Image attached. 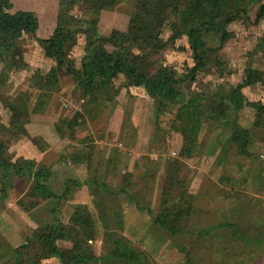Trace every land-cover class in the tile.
<instances>
[{"label": "rangeland", "instance_id": "374dc122", "mask_svg": "<svg viewBox=\"0 0 264 264\" xmlns=\"http://www.w3.org/2000/svg\"><path fill=\"white\" fill-rule=\"evenodd\" d=\"M109 1L103 7L98 0L21 3L36 13L43 28L53 29L61 21L70 30L63 52L80 71L87 23L99 18L100 37L114 30L124 32L138 10V0ZM254 3L227 24L230 35L224 43L207 36L208 44L217 48L207 54L205 67L193 82L183 79L193 66L189 39L184 33L171 38V23L176 20L171 13L157 28L156 47L133 44L131 51L143 57L142 71L154 74L162 67L175 71L174 88L181 92V102L190 98L199 102L201 124L186 156L180 154L181 130L189 128L181 123L190 110L179 108L178 98L159 102L119 73L112 78L116 96L99 89L97 96L103 98L98 104L102 99L107 103L87 112L80 85L44 54L32 35L23 32L16 39L15 53H0V142L6 146L0 155L9 166H0V264H61L55 256L45 255L46 246L37 233L42 232L39 228L62 223L68 232L56 240V246L72 249L70 230L77 225L71 218L82 206L91 218L92 231L90 239L82 236L74 252L82 257L80 264H122L110 253L113 241L124 238L143 251L150 264H264V133L260 134L264 127L249 133L259 137L248 146L252 155L241 157L232 150L213 169L215 154L209 153L221 146L226 152L233 145L228 139L232 122L228 126V121L212 118L216 112L210 120L209 102L216 105L233 92L229 82H240L245 56L251 57L248 68L264 70V53L252 60L264 35V18L255 21L258 5ZM15 106L17 110L12 109ZM116 112L123 120L118 133L107 127ZM28 125L34 127V135L28 133ZM84 150L89 172L80 160ZM108 152L114 158V171L109 169L111 163L106 166L103 161ZM15 163L29 168L23 167L18 175L10 167ZM39 168L49 172L44 183L60 199H46L35 189L33 172ZM173 208L187 214L175 233L155 221ZM255 219L259 228L253 227ZM226 223L236 227L227 228ZM255 228L262 231L257 236L261 242H243L241 236Z\"/></svg>", "mask_w": 264, "mask_h": 264}, {"label": "trees", "instance_id": "16d2710c", "mask_svg": "<svg viewBox=\"0 0 264 264\" xmlns=\"http://www.w3.org/2000/svg\"><path fill=\"white\" fill-rule=\"evenodd\" d=\"M13 1L0 0V53L8 51L10 53L14 51L15 53L16 50L13 49L15 47L13 43L17 41L16 39L23 32L32 35L44 50V54L54 58L58 68L65 67L64 73L71 74L76 83L80 85L82 100L87 112L99 103L100 98H103L97 96L99 89L103 92L105 89L111 90L116 96L118 88L114 87L112 78L116 77L119 73L124 75L129 85L144 87L150 94L149 96L159 100V102L163 100L174 101L178 98V102H180L179 108L190 110V113L186 115V118L181 123L182 127L188 125L189 128V130H181V156L191 154V146L194 139H196V132L201 124L200 117L202 115H200L199 102L194 98H190L186 103L181 102L183 101V96L179 90L174 88L177 81L175 79V71H168L164 67L158 69L154 74L142 71L141 63H144L143 57L131 51V49L133 50V44L137 43L141 47H146V44L151 45L153 48L156 47L155 37L158 34L157 28L160 29L163 26L165 19L171 13L176 17V20L171 23V38L174 39L184 33L189 39L193 66L188 70L183 79L193 82L196 79L197 73L205 67L207 54L212 52L211 49L215 48L210 43L208 44V35H213L214 41L218 40L219 45L224 43L230 35L226 30L227 24L246 14L248 10L246 6L254 2H256L254 5H258L255 12V21L264 18V3H260V0H138V10L133 15V18L129 19L124 32L114 30L109 35L100 37L98 36L99 18L87 23V29H85L88 40L86 54L81 60V69L79 71L67 61L63 52L64 44H66L70 36V30L65 29L61 21H58L56 27L53 29L43 28L36 13L21 3L23 0L17 3ZM58 1L61 5L68 0ZM89 1L93 2V0ZM110 3L109 0H98V6L100 7ZM260 41L264 42V35ZM258 72L259 70L246 68L244 83L253 84L260 79L261 75ZM241 87L242 85H237L228 96V100L233 103L236 111L243 107L242 96L240 95ZM106 97H109L108 94ZM221 100L222 102L216 105L209 102L211 107L208 108L210 112L208 116L216 112L215 116L208 117L210 120L212 118L223 119L230 115V112H228L229 106L225 104L223 98ZM104 103L107 102L102 99V103L98 105H103ZM246 105L255 110L254 126L264 127V104L260 102H246ZM12 109L17 110V106L12 107ZM219 114L221 115L219 116ZM235 119L230 121L232 122V130L228 139L236 146L239 154L248 155L249 131L240 128ZM189 125H192V130ZM4 150H6V146L3 142H0V151ZM0 166L2 168L9 167L1 155ZM10 167L18 175L21 174L23 167L29 168L23 163L11 164ZM48 174L49 172L45 173V170L41 168L33 172L34 187L46 199H60L44 183L48 179ZM41 180L43 181L42 183L40 182ZM51 210L54 209L52 208ZM186 215L181 208H173V210L168 209L164 214L158 215L155 221L159 225L166 226L171 233H175L181 229V225L179 226V224L182 223V218L183 220L186 218ZM71 220L77 225L73 227L77 231L74 229L70 230L72 249H61L56 246V240L66 237L64 232H68L67 229L63 228L62 223L57 224L55 222L52 226H44L43 228H39L42 229V232L37 233V237L40 238L43 246H46V248H43L45 255L55 256L61 264H80L82 257L79 258L74 252L79 249L82 236H86L87 239L91 237L92 221L84 206L76 209ZM255 220L257 222L253 223V227L259 228L261 223H259L258 219ZM223 226L227 228L236 227L233 223H226ZM261 232L259 229L257 232V228L246 233L244 232L245 234L241 236L242 241L245 243H260L261 241L257 236L261 235ZM128 241L125 238L114 240L110 256L118 259L122 264H150L148 256L143 251L132 248L129 244L130 241Z\"/></svg>", "mask_w": 264, "mask_h": 264}, {"label": "crops", "instance_id": "0c3cea01", "mask_svg": "<svg viewBox=\"0 0 264 264\" xmlns=\"http://www.w3.org/2000/svg\"><path fill=\"white\" fill-rule=\"evenodd\" d=\"M258 48L255 50V52H258L259 51V54L258 55H255L254 54V56L252 57V60L253 61H254V59L255 60L257 58L259 59V57L261 56V54L264 53V50H262L264 48H261V49H258ZM250 58H251L250 55L247 56V58L245 56V61L242 62L245 67L242 69V71L240 73V76H241L240 77V80H239L240 82L237 83V82H234V80L231 81V82H229L230 83V88L233 87L232 89H234L237 85H242V87L240 88V95L242 96V104H243V107L241 109H239L238 111H236L235 108H234L233 103L231 101H229L228 98H226V100H224V101H225V104H227L229 106L230 115L229 116H226L225 118L222 119V122L228 121L227 124L229 126L230 125L229 122L231 120H233L234 118H236L235 121H236L237 125L240 128L247 129L249 131V133H251V129L252 128L255 129V132L256 131L259 132V129L261 127L254 126V112H255V110H254V108L247 106L246 105V102H260V103L264 104V70H259L260 73L259 72L258 73L261 75V78L258 79L257 81H255L253 84H245L244 83V78H245V75H246V73H245L246 72V68H248V66L250 65V64H248ZM261 66H262V68H264V61L261 64ZM253 69H255V68H253ZM249 114H250V117H249ZM115 115H117V116L116 117L115 116L112 117V119L108 122L107 127L109 129H111L114 133H118V131L120 132L121 127L123 125V120H122V116L119 117L118 114H117V112H116ZM130 126H131V124H130ZM26 129H27V131H28V133L30 135H34V130L35 129H34L33 126L28 125V127H26ZM263 133H264V131H261L260 132V134H263ZM252 136H254V135L251 134L249 136L248 146L251 145V142H257V139H255V138H259V137H252ZM56 137H57V140H60V137L59 136H56ZM219 140H221V138H219ZM223 143H224V140H223ZM51 145H52V143H51ZM212 149L213 150L210 151L209 153H214L215 154V159H214L215 165L213 166V169H215L216 166H217V168H219V166H221L225 162L224 159H225V157L227 158V156H228V154H229L230 151L235 150L237 152V154H239L238 153V150H237V148H236V146L234 144L226 152H223L222 146L219 149H217V152L214 151L215 150V147L212 148ZM247 150H248V155H252V151L250 150V148H247ZM227 152H228V154H227ZM82 154H84V156H82V159H80V160H82V167L84 168L85 171L89 172L90 169L88 168L89 167L88 164H90V161L86 157L88 155V153L84 150V151H82ZM108 154H110V152H108L106 154V156L104 157V160H103L104 161V164L107 166L109 163H111V166H110L109 169L114 171L115 170V168H113L114 158H112L113 157L112 154L111 155H108ZM248 155L239 154V156H241V157L248 156ZM97 157H96V160H95L96 162H98V158Z\"/></svg>", "mask_w": 264, "mask_h": 264}]
</instances>
